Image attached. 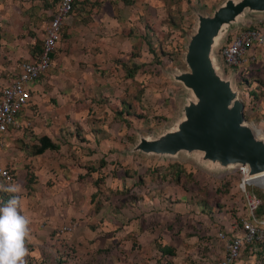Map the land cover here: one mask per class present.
Here are the masks:
<instances>
[{
  "label": "rangeland",
  "instance_id": "obj_1",
  "mask_svg": "<svg viewBox=\"0 0 264 264\" xmlns=\"http://www.w3.org/2000/svg\"><path fill=\"white\" fill-rule=\"evenodd\" d=\"M0 1L4 3V0ZM20 1L5 0L8 13L0 15V46H8L7 49L16 34L14 6ZM23 1L28 5L32 0ZM131 1H135V15L141 18L138 20L140 25H146L150 31L146 37L148 41L145 37L141 41L144 51L135 47L137 52L128 55L127 68L119 65L128 54L120 49L113 50L110 60L103 62L105 66L98 64L96 68L61 67L52 62L35 83L45 80L43 88L36 86L27 112L18 116L20 125L5 139L3 148H7L9 153L8 162L3 165L13 173L14 183L21 186L22 214L31 220L27 264H216L223 255L221 241L215 235L224 228L219 224L221 218L229 224L235 219L236 212L243 210L242 198L236 191L235 175L226 176L228 172L221 170L209 172L198 161V152L182 151L165 159L167 164L173 160L171 163L181 165L188 173L187 176L180 174L179 178L185 177L181 178L183 186L188 189L190 199L198 204V210L166 214L170 219L164 222L148 216L141 218L146 215V210L139 211L134 217L136 222L167 226V232L159 243L168 241L174 251L160 254L156 247H151L145 252L140 246H136L135 251L129 250L125 245L126 232L115 227L113 215L118 217L120 225L130 220L125 211L114 212L117 197L113 202L111 200L116 195L121 199L129 189L126 177L133 171L132 162L136 160L135 154L131 160L127 159L134 153L131 148L138 137H157L172 128L181 117V106L190 97V92L174 79L173 74L187 70L183 54L188 36L196 25V15L211 13L224 0ZM98 2L101 0H74L73 10L65 18L67 23L64 21L62 25L61 38L51 60L58 58L62 48L67 50V45L76 46L81 37L78 30L72 33L67 29H78L79 24L93 21L99 12ZM249 18L251 22L244 26L264 28V13H247L241 21ZM233 31L234 28L229 34ZM42 34L43 27L40 26L31 33L30 38L34 42L30 45L36 46L37 53ZM17 37L20 38V34ZM144 43L148 44V50ZM81 47L84 48L83 45ZM259 56L261 58L249 68L241 69L240 84L229 68L217 63L222 77L233 78L232 86L237 89L240 99L245 98V92L250 93L246 87L252 86V80H257L256 77L264 72V54ZM130 61L139 64V68L129 78ZM67 85L77 89L76 99L70 104L67 101L64 108H58L63 97L62 89ZM250 107V103L243 107L244 121L248 124ZM259 121L253 119L252 125L264 135V117ZM46 128L55 132L50 138L57 148L37 154L38 139ZM147 157L160 159L156 155ZM135 171L138 175L150 176L154 169L150 170L138 162ZM163 173L169 177L166 179H171L167 170ZM105 175H111V186L115 183L112 190L110 185L104 186ZM211 178H216L214 182L226 180L229 189L224 188L217 194L210 185ZM5 186L7 184L0 182V207L11 198V194L3 190ZM93 189L98 190L96 197L91 196ZM246 189L260 191L251 185ZM85 196L89 200L86 197L83 203ZM68 221L75 222L69 234H54L56 228ZM147 227L146 232L155 231ZM236 264L264 263L257 253L245 249Z\"/></svg>",
  "mask_w": 264,
  "mask_h": 264
},
{
  "label": "crops",
  "instance_id": "obj_2",
  "mask_svg": "<svg viewBox=\"0 0 264 264\" xmlns=\"http://www.w3.org/2000/svg\"><path fill=\"white\" fill-rule=\"evenodd\" d=\"M57 1L58 0H32L31 4L28 5H26L23 0L18 3L16 2L13 15V20L16 26V28H14V32L16 34H14V39H11L8 43L11 47L7 49L8 46H0V85L11 80L17 73L19 64V62L17 64V60H20L21 62L23 60H31L37 56L35 55V53H37L36 46L30 45L34 42L33 39L30 38L31 33L38 26L43 27L44 30V27ZM3 2L4 3H1L0 1V15L2 16L4 12H6V15L8 13V6H6L5 0ZM97 8L99 12L98 14H95L93 21L84 25L79 24L78 29H67V31L72 33L78 30V35L81 37H79L76 46L72 42L71 44L73 45L70 47L67 45V50L62 48L58 58H54L52 60L53 64L58 63L61 67L70 66L76 68H96L98 64L105 66L103 62L110 60L113 50L116 52L120 49L124 52V54L128 52L126 59L119 63L120 66L127 68V60L129 61V59H127L129 58L128 55H132L134 52H137L135 47H139L141 51H144L141 41H144L143 37L147 40L146 37L150 34V31L146 25L143 27L140 25L141 23L138 20L141 18L138 15H135V1L113 0L111 4L110 2L107 3L106 1L101 0V2H98ZM251 20V18L247 20L245 19L244 21L240 20L239 26L249 24ZM66 23L67 21H65V24ZM10 31H13V29H10ZM17 34H20V38L17 37ZM135 36L136 40H134ZM82 45L84 48L81 47ZM144 46H146L148 50V44L146 43ZM130 50H132V52ZM250 55H253V57L250 58ZM259 55H261L259 51L247 50L244 53V60L239 69L241 70L243 67H250V65H252L254 61L260 57ZM62 57L64 59H60ZM66 57H69L70 59H66ZM130 58L132 59V56ZM131 63L132 61H130V64ZM135 66L137 69L139 68V64L133 62L131 64V70ZM11 68H14L13 71H11ZM133 73L134 72L129 74L128 77H133ZM2 74H5V78H2ZM256 79L257 80H252V86L246 87L249 89V92L254 91L256 93L255 96L251 94V92H247L248 95L245 92V98L242 99L244 105L254 103L251 105L253 108L251 109L250 116L248 117L249 122H252L253 119H260L261 121L264 117V72L261 73L259 77H256ZM37 80L38 78L32 83L29 104L32 102V92L36 89V86H38V88H43L45 83L44 80L35 84ZM62 91L63 97H59V102H61V104L58 108H64L67 105V101L69 104L70 102H74L78 93L77 89H73V87H69L68 85L65 86V89H62ZM261 91L262 94L260 96ZM27 110L28 109L25 108L19 115L26 113ZM15 129L10 130L3 137V142L0 148V164L2 165L8 162L7 153H9V151L7 148H3L5 139L9 136V134L11 135ZM43 132L42 136L47 137L53 144H55L51 140V138H53L52 136L55 135V132H52L49 128L44 129ZM46 150L52 149L46 148L40 154H44ZM134 154L136 160H133L132 162L133 171L126 177V186H128L129 189L126 190V193L121 195V199H118L119 195H116L111 200V202H113L115 197H117L114 205L117 207L118 205L122 206L120 208H114V212L118 213V210L121 212L125 211L127 217L130 216V220L127 224L120 225L118 217L113 215L115 217V227L118 231L122 228L123 232H126L125 245H128L129 250L135 251V247L140 246L141 250H144L145 252H148L147 249L149 248L151 250V247H156L155 250H159L160 254H164L162 251L173 252L174 247L170 245L171 243L167 244L168 241H164L161 245L159 243V239L164 238V232H167L168 227L163 225V223H156V225L155 223H152V225L154 224L152 226L145 221L136 222L137 218L134 219V217H136V213L146 210V215L140 216L141 218L148 216L153 217L157 221L164 222V220L170 219V217L167 216L170 213L174 215L176 212H181L183 214L184 212L197 211L198 204H195L188 196V189L185 185L183 186L184 183L181 179L184 176H181L175 181L164 178L163 172L165 170V166L167 165L165 157H159L160 159H157V157H147L150 155L134 152L127 159L131 160ZM138 162L150 170L154 169L150 176L138 175V171H135L138 166ZM171 162H173V160H171ZM171 162L169 163L172 164ZM111 178V175H105L104 177V186L110 185V189L112 186H115V183L111 186ZM139 178H141V182ZM115 181L119 182V180ZM104 189L106 190L105 187ZM93 190L94 193H92L91 196L93 195V197H96V192L98 190ZM86 197L87 200H89V197L85 196L82 201L83 203L86 201ZM221 219L222 220L219 224L223 227H227V220L223 218ZM69 222L70 221L66 223ZM72 223L75 226V222ZM150 226H152L153 229H151ZM146 227L150 228V231H155L148 233L146 232ZM218 240L221 241L220 246L223 248V241L220 239ZM222 251L224 252V249Z\"/></svg>",
  "mask_w": 264,
  "mask_h": 264
},
{
  "label": "water",
  "instance_id": "obj_3",
  "mask_svg": "<svg viewBox=\"0 0 264 264\" xmlns=\"http://www.w3.org/2000/svg\"><path fill=\"white\" fill-rule=\"evenodd\" d=\"M247 13H264V0H224L211 13L196 15L183 54L187 70L173 74L190 92L181 117L157 137H138L131 151L160 157L198 152V161L213 173L235 165H244L248 176L264 171L263 133L244 121L233 78L222 77L217 65L218 47L233 28L244 26L239 21Z\"/></svg>",
  "mask_w": 264,
  "mask_h": 264
},
{
  "label": "built area",
  "instance_id": "obj_4",
  "mask_svg": "<svg viewBox=\"0 0 264 264\" xmlns=\"http://www.w3.org/2000/svg\"><path fill=\"white\" fill-rule=\"evenodd\" d=\"M73 3L74 0L57 1L44 27L37 56L31 60L19 62L18 71L14 77L0 85V147L4 135L20 125L18 116L29 106L32 83L52 63V52L60 41L63 21L73 10ZM247 50L264 54L263 27L245 25L235 28L217 50L222 64L229 69H234L233 77L238 83H240L239 74L241 73L239 67L242 65L243 56ZM252 57L253 55H250V58ZM250 108L252 109L253 106ZM226 172H228L226 176L235 175L236 177V191L242 198L243 210L236 212L235 219L230 221L227 227L215 233L216 238L223 241L224 249L223 255L216 264H236V260L245 249H248L250 253H259L258 256L262 260L264 256V205L261 212L257 213L261 203L260 198L256 192L247 190L246 186H254L264 193V184H261L255 175L248 176L244 165H235ZM14 179L13 173L5 165L0 164V182L8 185L14 183ZM214 180L216 178H211L210 185L217 194L224 188L229 189V182L227 183L226 180L222 179L217 182ZM73 226V223H66L56 228L54 234H69Z\"/></svg>",
  "mask_w": 264,
  "mask_h": 264
},
{
  "label": "clouds",
  "instance_id": "obj_5",
  "mask_svg": "<svg viewBox=\"0 0 264 264\" xmlns=\"http://www.w3.org/2000/svg\"><path fill=\"white\" fill-rule=\"evenodd\" d=\"M3 190L10 193L11 198L0 207V264H27L31 220L22 214V188L19 184L9 183Z\"/></svg>",
  "mask_w": 264,
  "mask_h": 264
},
{
  "label": "trees",
  "instance_id": "obj_6",
  "mask_svg": "<svg viewBox=\"0 0 264 264\" xmlns=\"http://www.w3.org/2000/svg\"><path fill=\"white\" fill-rule=\"evenodd\" d=\"M73 6H74V3H73ZM39 50H40V47H39ZM38 53H39V51H38ZM136 69H137V67L135 66L131 71H128V74H132V72H134V70H136ZM250 92H251V94H253L255 96L256 93L254 91H250ZM38 141H39V146L36 147V149H35V152L37 154L38 153H41L46 148H49V149H56L57 148V146L55 144H53L45 136H41L38 139ZM166 170L169 173V176H170V178H171L172 181L177 180L179 178L180 174H184L186 176L188 175V173H186V171H184L183 167H181V165H179L177 163L167 164L165 166V172H166ZM164 178H168L169 179V177L167 176V174L164 175ZM218 192H220V191H218ZM256 193L258 194L257 196H260L261 197L260 201L262 200L261 203H260V205H259L260 208H258V210H257L258 213H259L261 211L263 205H264V193L262 194V192H260V191H258ZM162 252H164V251H162ZM262 262L264 263V256H262Z\"/></svg>",
  "mask_w": 264,
  "mask_h": 264
},
{
  "label": "bare ground",
  "instance_id": "obj_7",
  "mask_svg": "<svg viewBox=\"0 0 264 264\" xmlns=\"http://www.w3.org/2000/svg\"><path fill=\"white\" fill-rule=\"evenodd\" d=\"M31 94V93H30ZM257 135H258V133H257ZM253 177V176H252ZM255 177H257V179L259 180V182L261 183V184H264V171L263 172H261V173H259V174H256L255 175ZM249 190V189H248ZM254 190V189H253ZM252 190V191H253ZM256 192V191H255ZM257 194V193H256ZM263 194V193H262ZM258 195V194H257ZM258 197H260V196H258ZM260 199H261V197H260ZM262 201V200H261ZM260 208V207H259ZM261 212V211H260ZM259 212V213H260ZM257 213H258V211H257Z\"/></svg>",
  "mask_w": 264,
  "mask_h": 264
}]
</instances>
